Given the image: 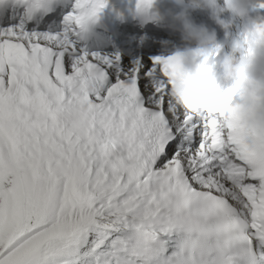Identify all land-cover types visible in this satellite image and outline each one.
I'll list each match as a JSON object with an SVG mask.
<instances>
[{
    "label": "snow or ice",
    "instance_id": "1",
    "mask_svg": "<svg viewBox=\"0 0 264 264\" xmlns=\"http://www.w3.org/2000/svg\"><path fill=\"white\" fill-rule=\"evenodd\" d=\"M17 2L29 18L46 7ZM106 2L75 0L69 30ZM68 50L67 36L0 29V264H264V138L241 128L232 92L178 147L154 82L169 60L112 77L107 59L69 66Z\"/></svg>",
    "mask_w": 264,
    "mask_h": 264
},
{
    "label": "clouds",
    "instance_id": "2",
    "mask_svg": "<svg viewBox=\"0 0 264 264\" xmlns=\"http://www.w3.org/2000/svg\"><path fill=\"white\" fill-rule=\"evenodd\" d=\"M48 2L50 0H45L46 4ZM174 3L178 11L161 14L154 10L155 0H138V11L146 19L178 28L180 32L181 47L166 58L170 61L166 65L170 84L166 92L169 111L176 114L178 107L189 103L200 106L215 103L218 109L220 104L213 100V94L223 100L231 91L229 106L239 110L241 128L245 133L264 138V17L252 15L257 0H223V4L219 0H174ZM196 9L205 10L209 19L224 30L226 37L232 21L223 18L224 13L246 22L240 37L219 61L225 79L235 81L223 95L219 94L213 80L221 45L215 29L193 20L192 12Z\"/></svg>",
    "mask_w": 264,
    "mask_h": 264
},
{
    "label": "bare ground",
    "instance_id": "3",
    "mask_svg": "<svg viewBox=\"0 0 264 264\" xmlns=\"http://www.w3.org/2000/svg\"><path fill=\"white\" fill-rule=\"evenodd\" d=\"M205 16L208 17V14L204 12V17ZM33 32L40 34V33L44 32V31L34 30ZM129 38L130 37H125L124 38V45L127 44V43L128 44L130 43V40H128V42L125 41V39H129ZM132 42H134V41H132ZM86 47L88 48V52H90L92 55L94 53H96L97 51L101 52L102 50H104V51H106V50L107 51H111L112 54H121V49L118 47V44H114L112 46L111 45L109 46L107 40L104 39V38H102V36L100 34H98L96 36V38L92 42H90V44H88ZM75 51H77V50H75ZM226 51H228V50H226ZM88 52H86V53H79V55H77L76 58L78 59L80 56L87 55ZM72 54H74V51L72 52ZM179 127H180V125H179ZM181 131L182 132H187L188 134H193L195 132V126L191 122V120H190V122L187 125H184L183 122H182V130ZM195 137H196V135L193 136L194 139H195ZM199 137H197L195 140L197 141L199 139ZM186 146H187V144H186V137H183L182 136L181 147H186Z\"/></svg>",
    "mask_w": 264,
    "mask_h": 264
}]
</instances>
